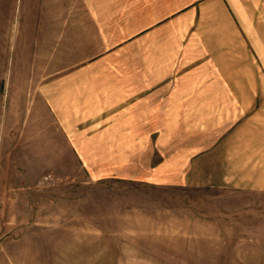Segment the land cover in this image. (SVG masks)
Wrapping results in <instances>:
<instances>
[{"label": "rangeland", "instance_id": "obj_1", "mask_svg": "<svg viewBox=\"0 0 264 264\" xmlns=\"http://www.w3.org/2000/svg\"><path fill=\"white\" fill-rule=\"evenodd\" d=\"M69 1L0 0V264H264V196L222 157L237 101L210 108L216 85L192 76L202 37L166 68L157 35L133 43L125 14ZM21 91L39 94L30 146L3 103Z\"/></svg>", "mask_w": 264, "mask_h": 264}, {"label": "crops", "instance_id": "obj_2", "mask_svg": "<svg viewBox=\"0 0 264 264\" xmlns=\"http://www.w3.org/2000/svg\"><path fill=\"white\" fill-rule=\"evenodd\" d=\"M52 2L62 12L64 5H60L70 4L69 0H41V4ZM89 2L96 13L105 8H99L104 2L111 13L125 14L127 22L123 34L133 43L140 37L157 35V50L166 55L163 65L166 68H182L187 37H202V45L191 43L190 46V67L196 68L192 76H205L209 87L216 85V89L208 88L206 92L208 100L217 101L209 104L210 108L219 106L220 101L226 108V101L234 100L239 109L237 126L222 143L223 160L230 155L232 164L237 165L240 190L264 196V0H82L85 4ZM44 13L50 19L49 8ZM61 17L56 15L54 18ZM129 46L130 50H135ZM142 77L143 83L166 82L151 79L158 77L156 75L144 74ZM201 82L204 80H191L193 84ZM258 85H263L262 90H258ZM21 92H16L11 99L5 95L3 103L4 109H13L16 132L21 133L20 138L28 144L36 138L34 128L39 125L34 116V110L40 104L39 94ZM54 94H46L43 99L47 102H42V107L51 113L56 108L62 109L68 115L71 101L63 99L61 104L56 103ZM212 153L216 157L220 151ZM208 156L212 157L211 154Z\"/></svg>", "mask_w": 264, "mask_h": 264}, {"label": "built area", "instance_id": "obj_3", "mask_svg": "<svg viewBox=\"0 0 264 264\" xmlns=\"http://www.w3.org/2000/svg\"><path fill=\"white\" fill-rule=\"evenodd\" d=\"M1 206H2V199H1V196H0V211H1Z\"/></svg>", "mask_w": 264, "mask_h": 264}]
</instances>
